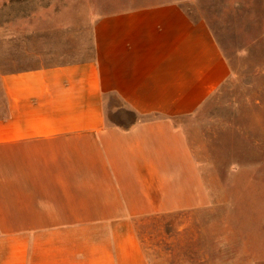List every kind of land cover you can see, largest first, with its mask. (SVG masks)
<instances>
[{
	"label": "crops",
	"instance_id": "obj_1",
	"mask_svg": "<svg viewBox=\"0 0 264 264\" xmlns=\"http://www.w3.org/2000/svg\"><path fill=\"white\" fill-rule=\"evenodd\" d=\"M64 19L0 50V264H147L141 218L215 206L231 262L264 264V225L237 218L258 194L212 193L178 123L231 75L209 20L182 0Z\"/></svg>",
	"mask_w": 264,
	"mask_h": 264
},
{
	"label": "rangeland",
	"instance_id": "obj_2",
	"mask_svg": "<svg viewBox=\"0 0 264 264\" xmlns=\"http://www.w3.org/2000/svg\"><path fill=\"white\" fill-rule=\"evenodd\" d=\"M137 1L164 0H0V50L9 47L11 24L23 30L27 16L33 17V27L54 28L66 17L81 19ZM182 1L193 15L209 20L231 64V75L195 114L178 123L188 134L212 193L258 194L256 225L253 213L246 216L239 211L237 218L260 229L264 225V0ZM116 117L109 115L119 121ZM223 220L217 206L195 215L141 218L139 237L147 264H219V259L222 264H246L231 262L241 249L226 241L235 236L220 224ZM202 257L210 261L201 262Z\"/></svg>",
	"mask_w": 264,
	"mask_h": 264
}]
</instances>
